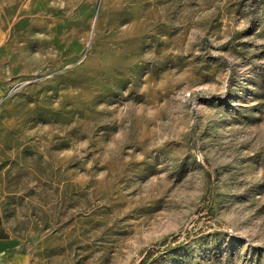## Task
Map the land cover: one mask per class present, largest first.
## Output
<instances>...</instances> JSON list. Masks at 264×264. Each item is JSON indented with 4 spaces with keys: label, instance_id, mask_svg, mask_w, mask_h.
I'll list each match as a JSON object with an SVG mask.
<instances>
[{
    "label": "rangeland",
    "instance_id": "1",
    "mask_svg": "<svg viewBox=\"0 0 264 264\" xmlns=\"http://www.w3.org/2000/svg\"><path fill=\"white\" fill-rule=\"evenodd\" d=\"M0 264H264V0H0Z\"/></svg>",
    "mask_w": 264,
    "mask_h": 264
}]
</instances>
